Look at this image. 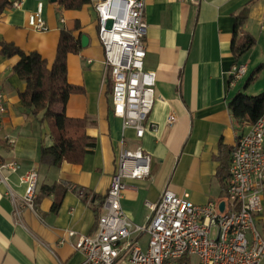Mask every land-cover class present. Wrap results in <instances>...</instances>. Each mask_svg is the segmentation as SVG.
<instances>
[{"label": "crops", "instance_id": "1", "mask_svg": "<svg viewBox=\"0 0 264 264\" xmlns=\"http://www.w3.org/2000/svg\"><path fill=\"white\" fill-rule=\"evenodd\" d=\"M12 1L21 5L0 18V43L38 53L48 68L54 62L62 29L72 30L77 22L80 29L75 36L87 37V46L66 58L67 82L80 91L69 96L65 115L89 120L86 131L95 148L79 164L65 162L58 170L41 166L40 148L51 144L49 128L33 118L19 99L25 84L12 71L18 58L0 55V91L6 108L0 117V165L14 161L19 166L17 171L5 170L2 175L16 198L24 191L18 178L30 171L38 176L36 211L23 209L19 223L6 188L0 185V264H82L84 256L74 244L80 236L94 235L95 211L102 213L122 148L140 146L151 157L148 179L125 181L121 206L134 225L146 223L149 210L145 203H156L166 189L188 194L196 205L227 200L231 151L249 129L232 115L229 103L238 93L249 96L246 82L240 87L242 79L264 62L254 53L239 61L234 58L235 18L245 12L239 34L263 40L264 0L145 1L144 70L156 76L155 102L146 124L154 125L155 131L147 130L137 140L133 131L127 130L123 145L122 121L111 113L110 75L103 64L93 9V3L102 0H90L79 11L64 10L49 0ZM39 2L43 4L45 32L33 31L27 24ZM233 66H245L246 74L229 86ZM170 116L175 120L169 124ZM42 186L54 188L43 194ZM58 198L59 207L53 210ZM255 225L264 234V196L263 211L256 215ZM68 232L74 235L68 236ZM143 240L138 243L145 247Z\"/></svg>", "mask_w": 264, "mask_h": 264}, {"label": "built area", "instance_id": "2", "mask_svg": "<svg viewBox=\"0 0 264 264\" xmlns=\"http://www.w3.org/2000/svg\"><path fill=\"white\" fill-rule=\"evenodd\" d=\"M146 0H102L93 3L97 17V36L103 51V64L111 81V113L122 121L124 133L132 130L137 140L155 126L146 124L155 102L156 76L144 70L146 55L144 20ZM186 1V0H179ZM20 1L13 2L17 9ZM43 4L28 16V27L45 32ZM111 20L110 30H106ZM229 86L245 74V66H233ZM4 95L0 91V117L5 113ZM175 118L170 116L168 123ZM14 161L0 165V185L13 205L16 223L23 209L35 213L37 172L18 178L23 194L16 198L3 171H17ZM151 157L140 146L122 148L115 172L102 203V213L92 236H80L74 249L82 253V264H261L264 261V234L255 225L263 211L264 196V114L249 125L235 142L230 155L227 200L196 205L188 194L177 195L166 189L156 203L146 202L149 210L142 226L130 222L121 201L126 180L150 177ZM79 194L83 195L80 189ZM215 231V236L212 233ZM73 236V232H68ZM146 237L142 247L137 237Z\"/></svg>", "mask_w": 264, "mask_h": 264}, {"label": "trees", "instance_id": "3", "mask_svg": "<svg viewBox=\"0 0 264 264\" xmlns=\"http://www.w3.org/2000/svg\"><path fill=\"white\" fill-rule=\"evenodd\" d=\"M12 0H0V18L11 9ZM55 4L67 11H79L90 4V0H55ZM246 18L242 12L235 18L231 52L239 61L255 45V39L248 34H239ZM76 22L72 30L62 29L57 45L56 56L51 67L36 52H24L13 43L1 42L0 55L7 58H18L12 71L25 84V89L18 93L24 109L41 124L49 128L51 144L40 148L39 163L49 169L58 170L63 163L79 164L86 154L93 152L94 140L87 135L89 120L68 118L65 105L69 96L80 91L70 85L66 79V58L69 54L81 51V36ZM264 69V62L259 64L249 75L246 85ZM232 115L246 125L254 124L264 114V91L256 96L238 93L229 103ZM224 170V169H222ZM54 187L42 186L41 192L49 194ZM60 198L53 204V210L59 207ZM98 220V213L95 211ZM141 236L134 239L138 241Z\"/></svg>", "mask_w": 264, "mask_h": 264}, {"label": "rangeland", "instance_id": "4", "mask_svg": "<svg viewBox=\"0 0 264 264\" xmlns=\"http://www.w3.org/2000/svg\"><path fill=\"white\" fill-rule=\"evenodd\" d=\"M255 45L254 47L247 52L244 57L246 55H250L251 53H254V57L255 58H259V60L264 59V39L260 41L255 38ZM251 71H249L242 79V82L240 84V87H243L246 80L248 79L249 75H250ZM264 91V69L262 71L259 72V74L255 77V79L253 81H251V83L247 86V94L249 96H255L261 92ZM215 236V231H213L212 233V237ZM146 240V237H144V240L141 242L142 244L144 243V241Z\"/></svg>", "mask_w": 264, "mask_h": 264}, {"label": "water", "instance_id": "5", "mask_svg": "<svg viewBox=\"0 0 264 264\" xmlns=\"http://www.w3.org/2000/svg\"><path fill=\"white\" fill-rule=\"evenodd\" d=\"M50 1V3H55V0H49ZM112 21L111 20H109V21H107V24H106V30H110L111 29V26H112ZM87 37H85V36H81V47L82 48H85L86 46H87ZM220 209H223V205L221 204L220 205Z\"/></svg>", "mask_w": 264, "mask_h": 264}]
</instances>
